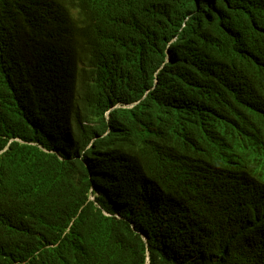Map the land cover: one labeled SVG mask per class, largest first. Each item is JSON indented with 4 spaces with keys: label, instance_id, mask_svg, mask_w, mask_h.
<instances>
[{
    "label": "trees",
    "instance_id": "trees-1",
    "mask_svg": "<svg viewBox=\"0 0 264 264\" xmlns=\"http://www.w3.org/2000/svg\"><path fill=\"white\" fill-rule=\"evenodd\" d=\"M0 264H264V0H0Z\"/></svg>",
    "mask_w": 264,
    "mask_h": 264
},
{
    "label": "water",
    "instance_id": "water-1",
    "mask_svg": "<svg viewBox=\"0 0 264 264\" xmlns=\"http://www.w3.org/2000/svg\"><path fill=\"white\" fill-rule=\"evenodd\" d=\"M118 105V104H117Z\"/></svg>",
    "mask_w": 264,
    "mask_h": 264
}]
</instances>
